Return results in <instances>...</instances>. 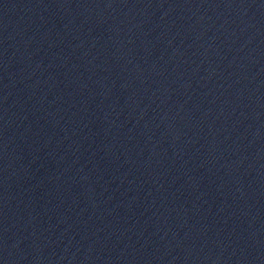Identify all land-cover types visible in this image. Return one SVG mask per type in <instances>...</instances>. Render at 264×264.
Returning a JSON list of instances; mask_svg holds the SVG:
<instances>
[{
    "label": "water",
    "instance_id": "water-1",
    "mask_svg": "<svg viewBox=\"0 0 264 264\" xmlns=\"http://www.w3.org/2000/svg\"><path fill=\"white\" fill-rule=\"evenodd\" d=\"M0 264H264V0H0Z\"/></svg>",
    "mask_w": 264,
    "mask_h": 264
}]
</instances>
